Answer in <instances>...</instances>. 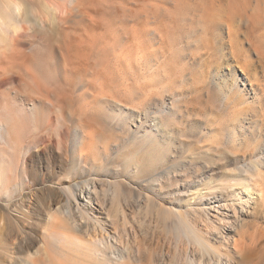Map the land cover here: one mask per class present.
<instances>
[{
	"label": "rangeland",
	"instance_id": "obj_1",
	"mask_svg": "<svg viewBox=\"0 0 264 264\" xmlns=\"http://www.w3.org/2000/svg\"><path fill=\"white\" fill-rule=\"evenodd\" d=\"M14 1L0 264H264V0Z\"/></svg>",
	"mask_w": 264,
	"mask_h": 264
},
{
	"label": "bare ground",
	"instance_id": "obj_2",
	"mask_svg": "<svg viewBox=\"0 0 264 264\" xmlns=\"http://www.w3.org/2000/svg\"><path fill=\"white\" fill-rule=\"evenodd\" d=\"M3 3H5V5L3 7H0V34L3 36H6L9 31H16V26L13 24V21H12L14 16L17 13H21V12H24L25 14H27L30 12V9H29V7H23L21 3L14 1V0H3ZM45 8L52 10V11L54 10L53 7L50 5H47ZM34 18L38 19V18H40V16L38 14H34ZM246 21H251L250 22V25H251L250 32L251 33H254V32L259 30V26H261V22H260V25H258L256 23L252 22V20L250 18H248ZM263 22H264V20H263ZM257 39L258 38H255V35L254 36L251 35L249 42L251 43V45H253L254 50L257 53H260L263 50V43H262V39H260L258 41H257ZM245 60H247V59H245ZM6 130H7L6 125L4 123L0 122V143L4 142L5 136L3 135V132H5ZM1 157H3V156H2V152L0 150V183H3L2 176L5 172V169H4L3 165H1ZM204 192L209 193V190L205 189ZM202 198L206 199V201L204 200V204H203L204 206H209L210 204L213 203V202L208 201V200H211V198H212L211 196H203ZM216 206H218V204H216ZM223 207L228 209L227 204H223ZM226 227L228 229V233L233 231L232 226H229V224H227ZM63 238H65V237H63ZM66 239H67V237H66ZM225 241H227V240H224V242ZM43 244H44V248L40 249L39 247H37L36 250L34 251L33 257H31L28 260L30 264H49V262H46V260L51 261L50 258L53 256L52 245L49 244L48 242H46V243L43 242ZM207 246H208L207 247L208 251H210V250L214 251L215 250L213 246H211V245H207ZM20 263L24 264V260L21 259ZM55 264H61V263L57 259H55Z\"/></svg>",
	"mask_w": 264,
	"mask_h": 264
}]
</instances>
